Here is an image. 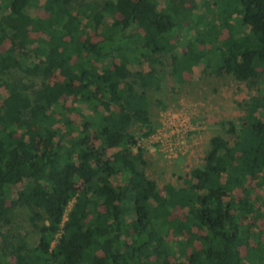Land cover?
Returning <instances> with one entry per match:
<instances>
[{
	"label": "trees",
	"instance_id": "1",
	"mask_svg": "<svg viewBox=\"0 0 264 264\" xmlns=\"http://www.w3.org/2000/svg\"><path fill=\"white\" fill-rule=\"evenodd\" d=\"M186 3L0 0V264H264V0ZM197 65L259 87L162 193L147 90Z\"/></svg>",
	"mask_w": 264,
	"mask_h": 264
},
{
	"label": "rangeland",
	"instance_id": "2",
	"mask_svg": "<svg viewBox=\"0 0 264 264\" xmlns=\"http://www.w3.org/2000/svg\"><path fill=\"white\" fill-rule=\"evenodd\" d=\"M100 1L103 0H92ZM201 0H187L186 6L194 5L199 8ZM198 6V7H197ZM194 9V10H195ZM97 38V37H96ZM177 51H182L181 44H174ZM168 69V67H167ZM167 71V70H166ZM62 77L57 73L52 74L47 84L50 86L58 85ZM161 88L147 90L151 105L149 107L152 119L158 123L157 129L163 126V123H177L182 118L187 121V130L184 135V142L179 147L176 156L169 157L159 150L152 140L141 139L139 143L145 147V158L147 161L146 173L150 179H153L160 192L164 193L165 184L178 186L182 178L194 167L200 166L203 156L208 148L209 138L214 134L227 136L222 128L221 121L237 120L244 114V102L254 95L259 84L250 88L245 82L236 81L231 76H215L203 70V65H197L192 71L185 73V81L177 83L169 74H164L160 81ZM171 87L175 91H171ZM6 95L5 88H0V103ZM156 99L163 103L158 106ZM56 110L59 109L55 105ZM79 123V119H76ZM136 130V125L132 128ZM169 128H166L167 132ZM115 149H108L106 156L111 155ZM113 179L112 181H116ZM76 184L82 187V181L76 178ZM250 185L254 189V196L263 193V188L256 185V180L250 179ZM24 184H19L23 187ZM15 196V195H14ZM15 223L23 228H31L30 211L26 207L16 206L13 209ZM175 211H173V215ZM246 223H254L252 218L243 220ZM256 223V222H255ZM253 225V224H252ZM260 225V222H257ZM254 230L257 228H254ZM263 229V224L258 226ZM198 246V244H195ZM244 254V248H242Z\"/></svg>",
	"mask_w": 264,
	"mask_h": 264
},
{
	"label": "built area",
	"instance_id": "3",
	"mask_svg": "<svg viewBox=\"0 0 264 264\" xmlns=\"http://www.w3.org/2000/svg\"><path fill=\"white\" fill-rule=\"evenodd\" d=\"M186 127L187 121L184 118L177 123H163V126L156 129L149 137L142 139L152 140L165 155L175 157L184 142ZM166 128H169L167 132Z\"/></svg>",
	"mask_w": 264,
	"mask_h": 264
}]
</instances>
